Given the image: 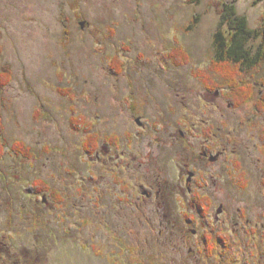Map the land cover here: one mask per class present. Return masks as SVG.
Returning a JSON list of instances; mask_svg holds the SVG:
<instances>
[{"label": "rangeland", "instance_id": "rangeland-1", "mask_svg": "<svg viewBox=\"0 0 264 264\" xmlns=\"http://www.w3.org/2000/svg\"><path fill=\"white\" fill-rule=\"evenodd\" d=\"M223 4L261 26L264 0H0L2 136L34 153L0 161V264H264V61L244 106L207 86Z\"/></svg>", "mask_w": 264, "mask_h": 264}, {"label": "trees", "instance_id": "trees-1", "mask_svg": "<svg viewBox=\"0 0 264 264\" xmlns=\"http://www.w3.org/2000/svg\"><path fill=\"white\" fill-rule=\"evenodd\" d=\"M220 14L219 29L214 35L212 60V65L214 66L213 71L220 74V80L216 83L211 81L207 86H215L217 88L220 83H223L227 98L235 107L239 108L252 102L256 96L254 95V85L242 77L245 74L249 75L252 70L259 67L264 61V16L262 17V24L259 28L250 29L246 18L236 14V9L233 4H223ZM223 27H226V29L223 30ZM256 40H260V44L258 50L254 52L251 44ZM172 52L170 55L174 60L181 55L177 49H174ZM185 54L187 55V53ZM7 67L4 66L0 71V81L2 83H7L10 79V73ZM111 68L117 73H121L123 62L118 57H114L111 60ZM257 96L255 106L257 109L264 111L263 82L262 89L260 92L258 91ZM71 121L79 125L85 123L84 118L81 116L74 119L71 118ZM98 141L96 134H89L82 144L85 152L92 154L98 147ZM105 141L117 143L119 138L117 136H109L105 138ZM7 153H14L15 156L28 159L34 155L33 151L21 141H15L8 147L2 136V128L0 125V161ZM33 184L43 191L51 190L53 195L60 199L59 194L53 191L45 181L36 180Z\"/></svg>", "mask_w": 264, "mask_h": 264}, {"label": "flooded vegetation", "instance_id": "flooded-vegetation-1", "mask_svg": "<svg viewBox=\"0 0 264 264\" xmlns=\"http://www.w3.org/2000/svg\"><path fill=\"white\" fill-rule=\"evenodd\" d=\"M137 122H138V120H136ZM213 138V136L211 137V139ZM210 138L208 137L207 139H206V141H208ZM207 145V144H206ZM206 145H205V148L204 149H200V152H199V155H200V159L201 158H205V157H207V155H208V153H206L207 152V150H210V148H209V146L208 147H206ZM206 150V151H205ZM212 150V149H211ZM219 153H217L216 152V154L213 156V157H208V159L209 158H211V159H215L216 157V155H218ZM194 179H195V174L193 173V172H188V178H186V179H184V178H182V181H184V182H182L181 184H180V186L178 185V188H181V189H183V188H185L186 190H187V193L191 196V195H194ZM183 184V185H182ZM262 185H263V187H264V180H263V182H262ZM192 186H193V188H192ZM201 186V185H200ZM202 188H203V191L204 192H207V189H208V185L207 184H204L203 186H201ZM180 190V189H179ZM198 196H197V202H199V203H202V204H210V203H213V194H211L210 195V193H203V194H197ZM196 199H195V201H196ZM219 211L220 212H218L217 214H223L222 213V207L220 206V208H219ZM193 233H195V231L193 232ZM202 238H205V242H206V244H205V246H207V249L208 250H210V248H213V246L214 245H212V244H209V242H208V238H207V236H203ZM222 239L223 238H220V240L222 241ZM223 241H224V239H223ZM215 253L213 252L212 253V255H214Z\"/></svg>", "mask_w": 264, "mask_h": 264}]
</instances>
